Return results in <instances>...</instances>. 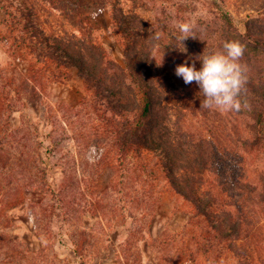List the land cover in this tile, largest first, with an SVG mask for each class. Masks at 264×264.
<instances>
[{
	"label": "trees",
	"instance_id": "16d2710c",
	"mask_svg": "<svg viewBox=\"0 0 264 264\" xmlns=\"http://www.w3.org/2000/svg\"><path fill=\"white\" fill-rule=\"evenodd\" d=\"M7 1L0 0V13L12 16V11H7ZM21 3L28 23L24 28L30 35L29 42L22 35L16 36V41L21 53L32 60L24 75L29 85H25L37 94L39 77L45 78L48 85L66 84L71 78L70 70L75 69L83 81L82 109L88 108L90 114L100 115L105 122L102 126L96 124L95 132L100 130L97 126L108 128L109 139L101 141L105 149H99L98 166L101 173L111 170L112 177L101 192L113 188L123 197L124 192L149 193L154 196V213L166 210L168 196L184 205L183 210L176 204L171 210L185 220L172 230L171 242L160 244L156 264H264V30H254L248 24L245 32L236 31L230 15L224 13L220 41L214 47H205L204 55H210L216 48L223 50L228 41H239L245 46L240 63L247 67V82L240 99L248 106L237 112L244 119V127L238 128V137L229 134L217 144L207 129L210 109L202 106L204 96L198 85L184 84L155 57L158 45L164 46L167 56L178 54L176 36L170 35V45H164L160 36L158 41L153 38L147 44L151 35L141 21L133 19L131 23L143 29L132 37L122 66L107 54L95 36L94 24L82 14L80 3ZM10 28L16 31L13 24ZM191 46L188 39L186 54ZM198 65L200 68L201 62ZM23 85L21 82L17 88L23 89ZM8 86L4 84L5 91L0 96V113L13 112L14 93ZM232 142L238 145V160L228 161L217 145ZM3 153L0 149V170L9 173V159ZM75 163V159L65 161L59 184L46 183L58 212L75 204L69 198L82 195L85 185L80 178L75 179ZM129 174L136 176L127 178ZM26 187L24 194L30 195V203L37 204L42 187H30L28 183ZM152 230L144 231L151 237ZM127 240L123 248L115 249L118 264H141L130 248L147 254L148 244L132 245L133 239ZM77 241L76 252L85 245L81 234ZM88 248L92 251L94 247L91 244ZM168 250L172 253L169 260Z\"/></svg>",
	"mask_w": 264,
	"mask_h": 264
},
{
	"label": "rangeland",
	"instance_id": "374dc122",
	"mask_svg": "<svg viewBox=\"0 0 264 264\" xmlns=\"http://www.w3.org/2000/svg\"><path fill=\"white\" fill-rule=\"evenodd\" d=\"M66 1L71 5H82V14L96 28L95 36L100 38L107 54L122 66L125 65L124 53L131 48L128 45L133 41L132 37L143 29L131 23L133 19L141 21L151 35L147 44H151L153 38L158 41L157 36H160L166 43L164 45H170V35L176 36L178 54L167 56L164 46H155L158 62L176 78L179 77L175 75V67L185 61L200 69L198 64L205 47H214L220 41L222 14L230 15L236 31L245 32L248 24L254 30H264V0ZM5 5L8 13L12 11L13 15L0 13V96L3 97L4 84H7L13 90L14 99L11 104L13 112L0 113V149L7 155V165L11 167L9 173L0 170V264H118L115 249L123 248L127 239L128 242L133 239L132 245L147 243V254L134 250L132 246L130 251L137 256L134 257L136 260H141V264H156L160 244L171 242L172 230H177L178 224L185 220L171 210L175 204L182 206L183 210L184 205L168 196L166 210L154 213V196L149 193L124 192L127 200L123 201L124 197L115 193L113 188L101 192L112 177L111 170L101 173L98 166L101 159L99 149H105L101 141L109 139L108 128L101 127L105 122L100 115L90 114L88 108L82 109L83 81L75 69L70 70L71 78L66 84L48 85L45 78L39 77L37 81L41 85L37 94L31 92V86L25 85H29L24 75L32 60L21 53L16 36L22 35L29 42L27 36L30 33L24 28L28 23L23 16L21 0H8ZM10 21H14L16 31L10 28ZM179 22L194 24L192 37L188 38L192 44L189 54H186L188 39L181 42L182 45L179 41ZM126 23H130L129 26ZM21 82L25 86L23 89L17 88ZM77 104L79 106L74 108ZM208 113L207 129L217 144L230 135L238 137V128L244 127V119L235 111L221 114L213 108ZM50 116L53 118L49 119ZM189 119L191 123L195 122ZM96 124L101 125L97 127L102 132H95ZM217 146L222 147L228 161L238 160L235 142ZM27 155L32 159H27ZM68 159L77 160L75 179L80 178L85 186L81 189L82 195L68 199L75 204L58 212L46 183H60V170ZM129 176L136 175L129 174L127 178ZM94 179H98L96 183H92ZM27 183L30 187L43 189L38 193L37 204L30 203V195L24 194ZM147 228L153 229L151 237L144 231ZM80 234L85 245L76 252L75 244ZM91 244L94 248L88 251ZM171 254L168 250V260Z\"/></svg>",
	"mask_w": 264,
	"mask_h": 264
},
{
	"label": "clouds",
	"instance_id": "9594fccd",
	"mask_svg": "<svg viewBox=\"0 0 264 264\" xmlns=\"http://www.w3.org/2000/svg\"><path fill=\"white\" fill-rule=\"evenodd\" d=\"M193 28L192 22L178 23L180 43L192 37ZM244 51L245 46L239 41H228L224 43L223 50L204 55L199 70L185 61L176 66L174 72L184 84L195 82L198 85L204 96V108H214L221 114L239 112L242 107L248 106L246 102L242 104L240 99L247 82V67L240 63Z\"/></svg>",
	"mask_w": 264,
	"mask_h": 264
}]
</instances>
